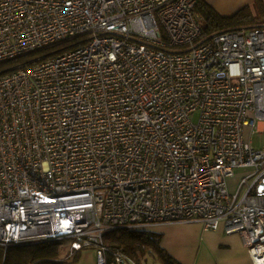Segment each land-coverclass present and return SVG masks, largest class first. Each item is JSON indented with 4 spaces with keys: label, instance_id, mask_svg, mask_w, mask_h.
<instances>
[{
    "label": "built area",
    "instance_id": "built-area-1",
    "mask_svg": "<svg viewBox=\"0 0 264 264\" xmlns=\"http://www.w3.org/2000/svg\"><path fill=\"white\" fill-rule=\"evenodd\" d=\"M195 3L0 0V63L84 40L0 76V244L133 264L108 232L199 221L264 264V28L196 45Z\"/></svg>",
    "mask_w": 264,
    "mask_h": 264
},
{
    "label": "trees",
    "instance_id": "trees-1",
    "mask_svg": "<svg viewBox=\"0 0 264 264\" xmlns=\"http://www.w3.org/2000/svg\"><path fill=\"white\" fill-rule=\"evenodd\" d=\"M197 1L194 13L198 15L201 34L195 44L208 40L215 33L225 30L264 28V8L261 4L246 6L231 16H220L206 4ZM84 40L74 38L50 47L20 55L0 63V76L17 68L38 64L52 56L69 50ZM62 240L49 239L29 241L19 244H0V264H73L78 261L82 250L69 249V254L61 256L58 245ZM161 235L140 229H118L108 232L104 241L111 251L125 253L130 259L138 262L140 257L150 255L157 264H181L160 246Z\"/></svg>",
    "mask_w": 264,
    "mask_h": 264
},
{
    "label": "crops",
    "instance_id": "crops-1",
    "mask_svg": "<svg viewBox=\"0 0 264 264\" xmlns=\"http://www.w3.org/2000/svg\"><path fill=\"white\" fill-rule=\"evenodd\" d=\"M210 7L220 16H231L239 9L259 3L264 8V0H196ZM199 20V19H198ZM258 132H264V123H257ZM249 132V131H248ZM247 140L255 149L264 148ZM255 146V147H254ZM161 235L160 246L181 264H253L252 258L243 246L237 233L226 234L217 230H204L199 221L169 222L139 228ZM94 255V254H93ZM95 264V256H92Z\"/></svg>",
    "mask_w": 264,
    "mask_h": 264
},
{
    "label": "rangeland",
    "instance_id": "rangeland-1",
    "mask_svg": "<svg viewBox=\"0 0 264 264\" xmlns=\"http://www.w3.org/2000/svg\"><path fill=\"white\" fill-rule=\"evenodd\" d=\"M245 136L246 138H248L249 136V132L247 129H245ZM252 141L253 144H257L259 145L258 148L263 147L264 146V132L263 133H254L252 134ZM255 147V146H254ZM246 169L245 168H241V169H237L235 171V176L231 179H229V185H230V189H233L236 186L237 180L240 177L241 173H243ZM69 249L70 248V243L68 240H62L59 245H58V250L60 252V255L63 257L66 254H69ZM94 251L91 248H87L81 251V254L78 258V261L73 263V264H93V255ZM133 264H157V262L154 260V258L150 255H147L146 257H140V260L138 262H136L135 260L131 259Z\"/></svg>",
    "mask_w": 264,
    "mask_h": 264
}]
</instances>
